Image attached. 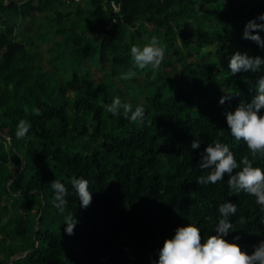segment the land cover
<instances>
[{
  "label": "trees",
  "instance_id": "obj_1",
  "mask_svg": "<svg viewBox=\"0 0 264 264\" xmlns=\"http://www.w3.org/2000/svg\"><path fill=\"white\" fill-rule=\"evenodd\" d=\"M262 14L264 0L229 8L224 0H0V264H154L178 227L195 224L204 240L214 235L225 202L237 204V213L224 238L252 254L264 240V206L230 190L227 175L216 184L197 181L210 171L200 168V152L214 142L226 144L238 165L248 156L264 169V157L253 158L231 136L225 115L250 103L264 76V66L235 76L228 68L236 51L264 59V48L242 38ZM153 36L166 45L165 59L159 69H138L131 47ZM174 59L182 69L171 74ZM86 63L109 67L94 83ZM129 70L135 77L121 79ZM115 98L133 111L142 105L144 122L122 109L107 112ZM20 120L31 128L18 140ZM193 140L200 149H191ZM73 177L89 181L86 209ZM54 180L68 188L64 213L54 207ZM69 214L78 221L71 236Z\"/></svg>",
  "mask_w": 264,
  "mask_h": 264
},
{
  "label": "clouds",
  "instance_id": "obj_2",
  "mask_svg": "<svg viewBox=\"0 0 264 264\" xmlns=\"http://www.w3.org/2000/svg\"><path fill=\"white\" fill-rule=\"evenodd\" d=\"M264 14L254 20H250L244 27L243 39L255 42L258 46L264 48V39L258 34L264 31ZM256 33V34H253ZM166 45L153 36L148 44L142 48L133 45L130 55L134 66L138 69H145L151 66L152 69H159L165 59ZM264 66V59L259 56L250 57L247 53L236 51L230 58L228 68L233 76L241 72L256 73ZM136 72L129 70L123 74L121 79H132ZM255 96L250 103H243L235 109L234 112H227L226 122L231 136L235 140L246 143L247 148L255 158L258 155L264 157V115H260L264 110V76L258 78L256 82ZM228 97H222L220 104H224ZM107 112L113 116L120 114L121 109L125 118L132 122H144L145 109L142 105H137L133 111L132 105L122 103L119 98L113 99L110 105H106ZM39 115V110H36ZM130 114V116H129ZM31 128L30 122L20 120L16 128V138L26 137ZM224 130L219 129V135L223 136ZM198 141L193 140L191 149H200ZM240 165L242 170L235 172ZM237 163L235 154L230 151L226 144L214 142L200 152L199 166L201 169H209L207 176H200L198 183L201 185L216 184L224 180L225 175L229 178L227 184L232 191H243L256 198V203L264 206V169L254 167L248 156H244ZM71 185L76 190L82 208H87L92 202V192L89 191V181L83 177L71 179ZM51 187L55 190L54 207L60 213H64L68 203L66 197L69 195L68 188L60 180H54ZM220 219L215 226V234L209 236L206 240L202 238L200 228L189 223L187 226L178 227L174 236L165 239L163 247L159 250V259L154 264H264V240L254 246L252 254H248L237 243H229L224 237H227L233 228V223L229 217L237 213V204L225 202L218 208ZM211 219V218H209ZM238 223L244 224L245 218L241 216ZM78 221L69 214L65 220V232L71 236ZM236 240L239 237H235Z\"/></svg>",
  "mask_w": 264,
  "mask_h": 264
},
{
  "label": "rangeland",
  "instance_id": "obj_3",
  "mask_svg": "<svg viewBox=\"0 0 264 264\" xmlns=\"http://www.w3.org/2000/svg\"><path fill=\"white\" fill-rule=\"evenodd\" d=\"M224 1L228 4V8H229V7H231L232 5H234L236 2H243L244 0H224ZM25 26H26L29 30H31L30 27H28L27 25H25ZM183 31L187 32V33L189 34V37L192 36V34H191V32H190L191 30H190L189 27H185V28L183 29ZM175 43H176L177 45H179V44H180L179 39H176V40H175ZM194 45H195V44H194ZM47 47H48L47 45H44V46L42 47L43 52H45V50H46ZM44 54H45V53H44ZM166 58L169 59V58H170V55H168ZM219 60H220L221 62L223 61L221 58H219ZM187 61H197V60H195L194 58H187ZM42 64H43V66H44L46 69L49 68L48 65L46 64L45 59L43 60ZM173 64H174V66H173L172 68H169V73L173 74V73L175 72V70H178V71H179V70L182 69V67L177 63V61H176L175 59L173 60ZM85 67H86L87 69L90 70L92 82L97 83V82H99V81L103 78V73H104L105 71L108 70L109 64H105V65H102L100 68H97V67H90V66L86 63V64H85ZM49 69H50V68H49ZM140 79H141V81L144 80L143 75L140 76ZM118 93H119L120 98L125 99L127 102H130L131 97H130L129 95H126V88H125L123 85H121V84L118 85ZM10 167H11L12 171L15 170V167H13L12 165H11ZM4 203H5V202H3V204H4ZM10 216H12V212H11V211H7L6 213H4V214L2 215V217H1V218H2V221L5 222ZM16 258H17V257H16Z\"/></svg>",
  "mask_w": 264,
  "mask_h": 264
},
{
  "label": "built area",
  "instance_id": "obj_4",
  "mask_svg": "<svg viewBox=\"0 0 264 264\" xmlns=\"http://www.w3.org/2000/svg\"><path fill=\"white\" fill-rule=\"evenodd\" d=\"M81 0H59V2L64 3L65 5H75L79 3ZM110 7L112 9L113 13H118L120 10L119 4H116L115 2H110Z\"/></svg>",
  "mask_w": 264,
  "mask_h": 264
},
{
  "label": "water",
  "instance_id": "obj_5",
  "mask_svg": "<svg viewBox=\"0 0 264 264\" xmlns=\"http://www.w3.org/2000/svg\"><path fill=\"white\" fill-rule=\"evenodd\" d=\"M38 220V219H37Z\"/></svg>",
  "mask_w": 264,
  "mask_h": 264
}]
</instances>
